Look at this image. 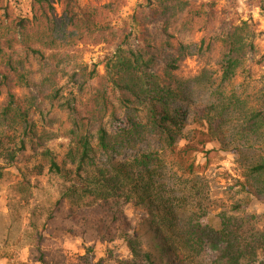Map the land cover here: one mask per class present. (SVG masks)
<instances>
[{
	"label": "trees",
	"instance_id": "trees-1",
	"mask_svg": "<svg viewBox=\"0 0 264 264\" xmlns=\"http://www.w3.org/2000/svg\"><path fill=\"white\" fill-rule=\"evenodd\" d=\"M122 5V0H88L85 5L32 0L29 17L0 10V180L5 169L19 175L10 187V214L33 199L30 176L46 174L58 182L53 204L30 211L24 238L37 252L32 262L47 264L40 250L45 237L35 223L43 217L42 227L56 223V232L83 243L121 241L131 256L95 264H264V228L258 229L262 215L249 211L252 201L264 203V88L252 94L226 90L255 51L253 31L247 22L237 25L235 13L216 9L214 1L142 0L130 18L138 27L133 33L112 26ZM196 32L202 34L200 41L186 43ZM88 39L114 50L105 57L102 77L96 65L89 68L73 54ZM207 55L215 57L214 75L219 76L217 82L206 80L209 89L215 84L213 102L192 107L190 124L204 126L209 139L234 156L243 197L218 215V231L206 227L211 236L204 239V227L197 223L181 229V214L195 199L190 184L200 164L196 147L183 134L190 125L188 113L172 79L185 60ZM16 89L28 95L17 96ZM45 105L52 111L44 113ZM53 112L66 117L57 135L67 142L61 157L48 147L53 135L43 128H52ZM234 122L230 137L237 145H230L226 134ZM148 137L159 149L121 162L109 157ZM244 146L257 157L240 164ZM102 156L103 163L98 161ZM21 161L25 171L18 167ZM128 206L143 211L145 218L137 223L128 219ZM3 238L2 244L8 235ZM80 259L91 264V258Z\"/></svg>",
	"mask_w": 264,
	"mask_h": 264
},
{
	"label": "rangeland",
	"instance_id": "rangeland-1",
	"mask_svg": "<svg viewBox=\"0 0 264 264\" xmlns=\"http://www.w3.org/2000/svg\"><path fill=\"white\" fill-rule=\"evenodd\" d=\"M82 5L88 3V0H80ZM113 0H105V3ZM214 1L216 9H226L229 12L235 13L237 19L236 24L247 22L254 33V47L255 51L249 54L245 60V71L238 75L236 80L226 88L227 91L242 93L247 91L248 94L264 88V16L260 12V5L263 0H198V2L208 3ZM32 0H0V10L7 9L12 17L26 16L29 17ZM122 6L118 12V17L115 18L112 26L128 27L130 32L138 31V27L131 23V16L136 12L138 6L142 4V0H122ZM102 5V4H101ZM55 15L60 17L61 7L59 4L54 5ZM116 31V29L114 30ZM202 37L201 33H194L191 38L187 39L186 43H198ZM114 50L106 44H95L94 39H88L84 44H79L73 52L76 61L86 64L89 68L97 66L98 76L104 75L103 62L106 55L113 53ZM215 57L207 55L203 58L191 57L185 60L178 72L173 75V84L176 88L182 91L184 97V110L188 113V123L192 119L194 111L192 107L196 105L209 104L213 102L211 95L214 87L210 89L206 87V80L211 78L210 82H217L218 73L215 67ZM248 73V74H247ZM213 74V75H211ZM99 80L92 83L91 87L98 85ZM64 83V82H61ZM17 96L25 97L28 95L26 91L19 89L14 90ZM50 112L48 106H44V113ZM52 128L43 127L46 131L53 135L47 143L48 147L52 149L59 157L64 152L67 144L66 140L59 138L61 131L65 128L66 117L62 113L53 112ZM235 121L236 118H233ZM235 125L231 123L228 127L229 136L226 134V142L233 144L230 137L232 129ZM40 126V124H39ZM53 129V130H51ZM60 130V131H59ZM59 131V132H58ZM186 139L190 140L191 145L196 147L197 162L200 167L195 171V180L191 183V188L194 193L191 201L192 207L187 212H183L180 217L181 229L190 222L197 223L204 227V236H211L213 232L219 230L218 215L227 210L232 204L239 202L243 194L239 191L236 181L240 180V167L236 164L234 156L224 151V147L217 139L210 138L207 129L200 124H190L183 131ZM217 138V137H216ZM203 143V144H201ZM254 145V144H253ZM182 143L179 148H182ZM256 146V145H255ZM159 149V143L153 138H145L141 143L128 146L121 150L118 154H110V158H115L117 161H123L137 153H146L149 151ZM207 151H213L206 154ZM241 157L238 159L240 164L250 163L257 153L251 148L240 149ZM99 162H105L104 156L98 158ZM25 163L21 161L18 167L25 171ZM30 167H27L29 169ZM7 175L0 180V236L8 235L5 243H0V264H35L33 257L36 255V250L28 247L29 240L24 238V233L29 232L28 220L30 219V211L35 206L40 209H46L53 204L57 197L58 182L55 179L48 177L46 174L35 177L30 176L32 184L33 199L30 200L29 205L21 209L16 214H10L7 208L8 199L10 197V187L19 181V175L16 169H5ZM193 179V177H191ZM189 188V187H188ZM178 195L182 194V188H176ZM14 203V198L10 199ZM43 212V210H38ZM249 211L261 214V222L258 229L264 228V203L252 201ZM124 213L130 220H135L137 223L140 219L145 218V213L141 210L135 209L133 206L125 208ZM192 220V221H190ZM196 221V222H195ZM36 226L45 241L41 244L40 250L45 255L47 264H85L80 258H91V264H95L101 259H110L111 262L115 259L123 260L130 259V253L127 250L125 243L115 241L111 244L100 243L93 241L90 243H83L80 239L71 237L66 234H59L54 229L56 223L49 227H42L43 217L39 218ZM10 226V230L6 232L4 227ZM208 227V228H206ZM3 238V239H4ZM88 249L90 250L87 253ZM211 251V247H208ZM219 250L217 246L214 251Z\"/></svg>",
	"mask_w": 264,
	"mask_h": 264
}]
</instances>
